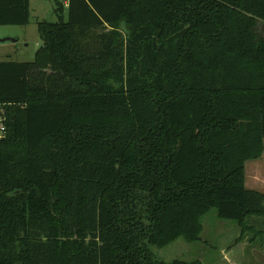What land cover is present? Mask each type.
Here are the masks:
<instances>
[{
  "label": "trees",
  "instance_id": "1",
  "mask_svg": "<svg viewBox=\"0 0 264 264\" xmlns=\"http://www.w3.org/2000/svg\"><path fill=\"white\" fill-rule=\"evenodd\" d=\"M55 14L34 61L0 62V264H205L153 247L201 241L211 210L263 244L246 163L264 153V0ZM30 20L0 0V27Z\"/></svg>",
  "mask_w": 264,
  "mask_h": 264
},
{
  "label": "rangeland",
  "instance_id": "2",
  "mask_svg": "<svg viewBox=\"0 0 264 264\" xmlns=\"http://www.w3.org/2000/svg\"><path fill=\"white\" fill-rule=\"evenodd\" d=\"M56 1L64 3L65 0H30L31 20L27 26L0 27V40H13L0 42V62L34 61L36 52L42 46L38 23L57 21ZM246 187L264 192V153L260 159L246 163ZM202 222L205 229L201 241L188 243L180 238L164 248L153 247L155 256L167 262L175 259H201L205 264H229L228 257L234 264H246L252 259L264 263V242L262 244L259 239L254 245L251 241L254 233L248 232L236 244L241 235L237 222L219 219L215 210L205 214ZM197 253L202 258H190Z\"/></svg>",
  "mask_w": 264,
  "mask_h": 264
},
{
  "label": "crops",
  "instance_id": "3",
  "mask_svg": "<svg viewBox=\"0 0 264 264\" xmlns=\"http://www.w3.org/2000/svg\"><path fill=\"white\" fill-rule=\"evenodd\" d=\"M64 5L67 6V0L64 1ZM251 256H252V254H251ZM227 260H228L227 263H229V264H234V263H232V261H230V260L228 259V257H227ZM246 264H264V263H262V262H259V263H258L256 260L252 259L251 261H248V263H246Z\"/></svg>",
  "mask_w": 264,
  "mask_h": 264
},
{
  "label": "water",
  "instance_id": "4",
  "mask_svg": "<svg viewBox=\"0 0 264 264\" xmlns=\"http://www.w3.org/2000/svg\"><path fill=\"white\" fill-rule=\"evenodd\" d=\"M6 41H13V40H11L10 38H6V39H1L0 40V42H2V43L6 42Z\"/></svg>",
  "mask_w": 264,
  "mask_h": 264
},
{
  "label": "built area",
  "instance_id": "5",
  "mask_svg": "<svg viewBox=\"0 0 264 264\" xmlns=\"http://www.w3.org/2000/svg\"><path fill=\"white\" fill-rule=\"evenodd\" d=\"M2 130H4V128H2Z\"/></svg>",
  "mask_w": 264,
  "mask_h": 264
}]
</instances>
